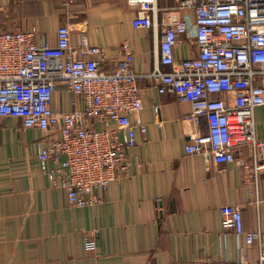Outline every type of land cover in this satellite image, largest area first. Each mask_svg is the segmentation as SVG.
I'll list each match as a JSON object with an SVG mask.
<instances>
[{"label": "crops", "instance_id": "obj_1", "mask_svg": "<svg viewBox=\"0 0 264 264\" xmlns=\"http://www.w3.org/2000/svg\"><path fill=\"white\" fill-rule=\"evenodd\" d=\"M177 0H158L161 12ZM2 30H35L36 42L54 44L64 24L73 27L72 43L88 37L107 50L105 66L114 69L127 41L134 51L133 69L140 75L143 108L131 116L137 142L128 148L134 166L129 178H117L104 198L84 208L70 205L63 188L52 187L38 159V144L59 138L56 129L16 130L21 118L7 117L0 129V264H218L246 259L259 264L261 240L247 244L235 226L222 224L221 207L242 209L245 231L264 234V170L244 184L238 160L218 164L203 155H188L186 143L206 132L202 118L186 119L191 103L171 93L160 94L150 74L157 61L161 32L133 26L136 7L126 0H0ZM156 22V19H155ZM191 34L176 45V58L197 54ZM81 109L82 99L61 86L53 108ZM257 135L264 137V106L255 109ZM145 125L146 133L139 130ZM99 122L96 128H102ZM116 129L117 124L110 126ZM123 135V132H120ZM251 154V147L240 156ZM53 164L48 163L52 168Z\"/></svg>", "mask_w": 264, "mask_h": 264}, {"label": "built area", "instance_id": "obj_2", "mask_svg": "<svg viewBox=\"0 0 264 264\" xmlns=\"http://www.w3.org/2000/svg\"><path fill=\"white\" fill-rule=\"evenodd\" d=\"M126 1L136 7L134 28L161 32L150 74L159 93L190 102L186 119L194 125L207 121L208 130L191 135L186 153L218 164L238 160L244 184L256 182L264 170V137H258L255 123V109L264 106V0H177L161 17L158 0ZM192 27L197 54L177 59L174 47ZM72 32L71 25L60 26L52 44L36 42L34 29H0V129L5 118L13 117L22 120L17 131L58 130L59 138L38 144V159L52 187L65 189L71 206L84 208L104 200L95 189L129 178L140 164L128 159L127 150L137 142L131 116L143 108V89L130 43L120 45L122 56L112 60L115 67L109 70L105 47L91 44L85 35L73 44ZM61 86L82 99L81 109L76 101L67 112L53 108ZM99 122L103 126L97 129ZM139 130L148 131L145 125ZM245 146L251 154L241 157ZM221 212L222 224L234 225L247 244L261 240L259 264H264V234L245 231L241 207L224 205Z\"/></svg>", "mask_w": 264, "mask_h": 264}]
</instances>
